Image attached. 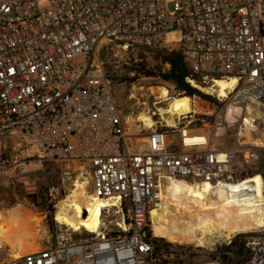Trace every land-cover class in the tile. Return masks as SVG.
<instances>
[{
    "label": "built area",
    "instance_id": "built-area-1",
    "mask_svg": "<svg viewBox=\"0 0 264 264\" xmlns=\"http://www.w3.org/2000/svg\"><path fill=\"white\" fill-rule=\"evenodd\" d=\"M39 1L0 0V177L23 184L54 175L35 199L53 213L69 181L86 178L92 195L113 204L102 213L125 207L127 221L96 232L57 224L43 248L0 264H196L153 256L150 214L170 181L249 193L258 178L264 194V145L252 142L264 141V0H172V14L167 0ZM174 28L176 48L165 40ZM102 46L176 49L196 77L187 81L212 98L187 95L190 111L172 114L169 102L181 95L136 79L120 106ZM217 79H234L223 97ZM14 138L26 139L15 158ZM249 232L246 264H264V217ZM211 263L221 264L218 254Z\"/></svg>",
    "mask_w": 264,
    "mask_h": 264
},
{
    "label": "bare ground",
    "instance_id": "bare-ground-1",
    "mask_svg": "<svg viewBox=\"0 0 264 264\" xmlns=\"http://www.w3.org/2000/svg\"><path fill=\"white\" fill-rule=\"evenodd\" d=\"M233 83L234 79L230 83L224 79H217L215 84L219 87L218 96H225L224 89ZM195 85L201 91H209L206 87ZM158 90L163 96L167 93L164 87ZM168 106L172 114H186L190 111L189 97L176 96ZM252 142L257 146L264 145L262 139L254 138ZM254 180L257 182L256 191L249 193L243 191L235 193L236 185L226 191L221 186L217 191L212 192L208 183L189 184L183 181H170L168 192L164 196V204L150 214L151 225L152 223L157 225L159 222L160 233L171 241H191L212 248L230 238L234 232L246 231L253 226L260 227L263 224L264 194L258 178ZM74 187L75 190L70 191L56 204L57 208L61 204L59 208L61 217L57 222L73 230L84 228L89 232L98 231L103 227L102 207L113 204L87 192L85 180L75 181ZM181 191H184L183 207L174 210V200ZM83 212L86 213L84 217ZM33 219H36L33 214L22 212L18 206L8 214L0 216V247L4 244L8 245L13 251V257H17L22 252L21 249L25 248L20 238L21 233L27 238L34 237L30 229ZM3 224L7 227L4 228Z\"/></svg>",
    "mask_w": 264,
    "mask_h": 264
},
{
    "label": "rangeland",
    "instance_id": "rangeland-1",
    "mask_svg": "<svg viewBox=\"0 0 264 264\" xmlns=\"http://www.w3.org/2000/svg\"><path fill=\"white\" fill-rule=\"evenodd\" d=\"M39 5L45 6L46 0H40ZM167 8L168 12L170 14L173 13L172 10V0H167ZM180 37V30L179 29H171L166 32L165 34V40L168 42L172 48H176L178 41ZM135 50V49H134ZM136 52V51H135ZM133 52V54L135 53ZM100 56L103 58L105 57L106 60H108V64L118 65V67H114V70L119 71V73L125 72V66L130 65L129 59H130V49L127 52H124L122 49L118 50L117 48L115 50H110L109 48H106L105 46H102V48H99ZM114 53L116 55H114ZM146 54V62L148 65L153 66L156 64V62L152 58V54L148 51H145ZM136 57V56H135ZM138 59V58H136ZM166 67V65H165ZM167 68V67H166ZM130 74L128 73V76ZM137 80L144 82L146 85H167L164 82H161L157 78H149V77H141ZM113 86V94L115 97V101L120 106H126V93H127V84L124 81H115L112 82ZM198 126V125H197ZM206 127H203V129ZM6 139L2 141L0 139L1 144L4 142L5 145L7 142H5ZM9 146L11 149V153L13 157H18V151L19 149L23 148L26 145V139H19L14 138L13 140L9 141ZM85 180L87 182V192L91 194V187L90 183L86 178L80 179ZM52 179L48 176H46L43 172L40 174H35L33 176H30L27 180V182L23 184H17L12 183V179L9 178L7 181L6 178L0 177V216H4L8 214L9 211H11L15 206H18L19 209L24 212L27 211L31 214H33L36 219L32 220V223L30 224V229L34 233L33 238H27L24 237L21 233L20 238L22 241V245L25 248H22V252L30 251V250H36L43 248L44 239L48 237L51 232L57 231L58 232V225L57 219L61 217V214L59 212V208L61 204L58 205V208L55 210V213H53V210H46L41 209L40 206H37L36 199V193L39 195V193H44L46 191L47 187L51 183ZM79 184L76 183V186ZM69 189L70 191L75 190L73 181H69ZM69 191V192H70ZM239 189H235L234 192L238 193ZM68 192V193H69ZM184 198V191L179 192L178 198L174 200V210L181 209L183 207V200ZM12 208V209H11ZM124 216L125 220L127 221V214L126 210L123 209V211H118L115 207L111 206L107 210V212H103L101 215V220L104 223V227L106 229L112 228L117 222H120L122 217ZM19 217V215H18ZM159 222H157V225H155L157 232L160 233V226H158ZM65 225V224H62ZM161 225V224H159ZM7 225L3 224V227L6 228ZM79 229V228H78ZM83 233V232H82ZM238 233H251L249 230L246 231H240ZM155 235V234H154ZM76 236L72 234V238ZM156 237H160L157 236ZM167 237V236H166ZM164 238V237H162ZM166 239V238H164ZM167 241L173 242V243H188L191 244L195 249V252L197 251L196 256H187L186 254H183L179 251V249H174L176 252H173V255L170 254H164L163 259H195L193 263L196 264H207L208 261H205V259H210L209 254L213 252L216 248L220 247L218 244L214 245L212 248H207L204 246H201L195 242L191 241H171L166 239ZM32 247H31V245ZM25 250V251H23ZM21 252V253H22ZM180 252V253H179ZM13 251H11V248L4 244L0 249V260L7 259L10 256H12ZM216 256V255H215ZM214 258L212 259H215Z\"/></svg>",
    "mask_w": 264,
    "mask_h": 264
},
{
    "label": "trees",
    "instance_id": "trees-1",
    "mask_svg": "<svg viewBox=\"0 0 264 264\" xmlns=\"http://www.w3.org/2000/svg\"><path fill=\"white\" fill-rule=\"evenodd\" d=\"M136 51V52H135ZM145 51L152 54L153 60L156 62L155 65L150 66L146 62ZM133 52H130V65H126L125 72L119 73V71L114 70L113 65L105 63L104 68L106 74L109 76L112 82H131L141 77L157 78L161 82L166 83L170 86L173 91L178 95H199L203 98H212L199 91L197 88L190 85L187 81V77L196 78L188 66L186 65L183 57L176 49H144L137 47ZM136 56V57H135ZM138 58V59H136ZM168 65L166 68L165 65ZM132 72V76H128V73ZM200 123V120H197ZM260 165H264V151L260 152ZM53 181L55 177L49 176ZM41 209H47L45 201L37 202ZM126 210V208L124 207ZM153 233L160 237H153L152 241L154 244L153 256L157 259H163L164 254H170L176 252L174 249H179L183 254L187 253V256H196L197 251L191 244L188 243H173L167 241V237L157 232L155 225L152 223ZM250 233H238L235 235L234 239L227 245H222L216 248L213 252L209 254L210 259H205V261L213 260L215 255H219L221 264H246L250 251L246 246L247 238ZM147 236L151 237L150 230H147ZM166 239H164V238ZM179 252V253H180ZM187 261L194 262L195 259H187Z\"/></svg>",
    "mask_w": 264,
    "mask_h": 264
},
{
    "label": "water",
    "instance_id": "water-1",
    "mask_svg": "<svg viewBox=\"0 0 264 264\" xmlns=\"http://www.w3.org/2000/svg\"><path fill=\"white\" fill-rule=\"evenodd\" d=\"M211 90H212V91H214V89H211ZM85 215H86V213H85V212H83V215H82V216L84 217Z\"/></svg>",
    "mask_w": 264,
    "mask_h": 264
}]
</instances>
